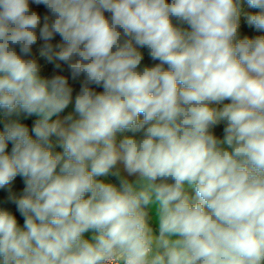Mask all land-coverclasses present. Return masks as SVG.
<instances>
[{
	"label": "clouds",
	"instance_id": "9594fccd",
	"mask_svg": "<svg viewBox=\"0 0 264 264\" xmlns=\"http://www.w3.org/2000/svg\"><path fill=\"white\" fill-rule=\"evenodd\" d=\"M33 2L54 19L0 0V109L39 117L35 138L0 132V188L25 185L22 225L0 209V264H264V35L237 39L243 0ZM246 3L264 31V0ZM38 39L84 77L75 97L41 75Z\"/></svg>",
	"mask_w": 264,
	"mask_h": 264
},
{
	"label": "rangeland",
	"instance_id": "374dc122",
	"mask_svg": "<svg viewBox=\"0 0 264 264\" xmlns=\"http://www.w3.org/2000/svg\"><path fill=\"white\" fill-rule=\"evenodd\" d=\"M245 3H246V0H243V2H242V12H241L240 20H239V28H238V33H237V39H243L245 36H248V34H250V32H251L250 25L246 21L248 13H246L244 11V8H245V5H246ZM29 5H30V8L33 11H36L41 16L42 23H43V17L44 16H49L50 20L54 19V17H52V14L49 12V10L43 4H36V3L33 2V0H29ZM105 15L109 16L110 14L109 13H105ZM185 27H187V25H185ZM253 29H256L255 26H253ZM253 29H252V31H253ZM42 43H43V41L38 39L37 43L35 45H33V48H32L33 58H35L37 60V62L41 65V75L44 76V77H47V78H51L53 75H64V76H66L68 78L69 85L74 90L73 93L79 92L80 87L82 85V82L84 80V77L81 76V77L73 80L72 77H71L70 71H69L67 65L64 62L58 61V60H55V59L52 62H49L46 57H41L39 55V47H40V45ZM64 43L65 42L62 40V38L59 35H57L54 38V40H53V44L54 45L63 46ZM55 50L59 51V47H57ZM140 51L144 55V59L141 62V68L144 67V66H152L151 63H150L151 57L149 56L148 49L147 48H141ZM56 64H59L60 67L57 68ZM90 87L94 88L98 92L103 91L102 87H97L95 85H90ZM227 102L228 101H225V103H227ZM218 107H220V106H218ZM4 119L7 120V122H9L11 120H19L20 122L22 121V118L19 116L18 112L9 115V114H7V112L4 109H0V120L2 121ZM223 129H224V124H220V125L216 126L212 131L217 136V138L222 139L223 136H224ZM124 134L132 135L133 133L126 132ZM136 135H139V134L137 133ZM53 142H54L53 151L54 152L62 151V148H60L55 143L54 139H53ZM0 209L8 210L10 212H14V213H16V214H18L20 216L19 212L16 210L15 204L12 201H9L8 204L4 205L3 207H0ZM20 218H21V220L23 222V217L20 216ZM90 236H91V233H86L85 234V238H90Z\"/></svg>",
	"mask_w": 264,
	"mask_h": 264
},
{
	"label": "trees",
	"instance_id": "16d2710c",
	"mask_svg": "<svg viewBox=\"0 0 264 264\" xmlns=\"http://www.w3.org/2000/svg\"><path fill=\"white\" fill-rule=\"evenodd\" d=\"M245 8H244V11L248 14H255L257 11H260L259 9H253V8H250L247 3H245ZM246 21H247V18H246ZM250 29H251V32L250 34H248V38H255L256 36L258 35H264V31H261V30H257V29H253V25H250ZM253 29V31H252ZM17 52H19V48L17 47ZM31 56L33 58V51L31 53ZM151 65L154 66L156 63H159V61H154L151 59L150 61ZM165 68H167V66L165 65ZM78 92L76 93H73V97H75V95L77 94ZM19 113V116L22 118V121L21 123L25 124L28 128H29V133L30 135H33V138H34V134L32 133V127L34 126L36 120H38L37 118H35L34 116H29L28 114L24 113V112H18ZM65 115H67L68 113L67 112H63ZM8 123L7 120H0V132H3L4 131V127H5V124ZM52 139L55 140V137H53ZM11 142H9V148H8V151L10 152L11 150ZM110 178L118 185L119 184V180L117 179L116 176H110ZM25 187L24 185V180H23V177L21 176H17L9 186H6L5 188H0V207H3L4 205L8 204L9 201H11L9 199L10 195H16V196H19L23 193V188ZM191 192V190H190ZM14 215H16L17 219H18V222L22 225L23 222L20 218V216L14 212H12Z\"/></svg>",
	"mask_w": 264,
	"mask_h": 264
},
{
	"label": "crops",
	"instance_id": "0c3cea01",
	"mask_svg": "<svg viewBox=\"0 0 264 264\" xmlns=\"http://www.w3.org/2000/svg\"><path fill=\"white\" fill-rule=\"evenodd\" d=\"M73 111H74V104H70L69 107H68L67 109H65V112H67V113H72ZM32 116H34V117H36L37 119H39V117L36 116V115H32ZM60 116H61V118H63V116H65V114H64V113H61ZM54 119H55V117H54ZM55 139H56V138H55ZM118 167L120 168L121 176L126 177V178L129 179L130 181L135 179L134 176H128L127 173L124 172V170H123V165H118ZM117 179L119 180V177H117ZM108 181H109V182H112V183H114V184H116V183H115L110 177H108ZM150 222L152 223V226H153L154 228L157 227V222H155L154 219H152Z\"/></svg>",
	"mask_w": 264,
	"mask_h": 264
}]
</instances>
